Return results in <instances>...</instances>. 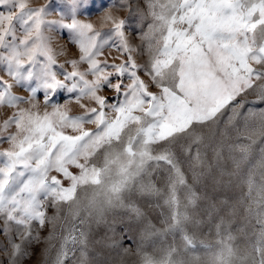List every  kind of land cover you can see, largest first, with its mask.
<instances>
[{
    "label": "snow or ice",
    "instance_id": "snow-or-ice-1",
    "mask_svg": "<svg viewBox=\"0 0 264 264\" xmlns=\"http://www.w3.org/2000/svg\"><path fill=\"white\" fill-rule=\"evenodd\" d=\"M90 2L0 0V264L41 244L36 264H93V225L121 213L145 221L138 264H264V0H119L101 28ZM214 169L237 194L205 213L209 242L197 185ZM154 198L161 228L137 203Z\"/></svg>",
    "mask_w": 264,
    "mask_h": 264
},
{
    "label": "rangeland",
    "instance_id": "rangeland-1",
    "mask_svg": "<svg viewBox=\"0 0 264 264\" xmlns=\"http://www.w3.org/2000/svg\"><path fill=\"white\" fill-rule=\"evenodd\" d=\"M30 2L34 6L43 5L46 0H30ZM119 0H95V3H89V7L87 11H83L81 14V19H89L97 28H101V17L103 16L104 12L108 10L112 5H117ZM64 11L67 14V9L63 8L62 5L59 3H54L53 8L50 9V16L49 19H57L58 14L61 11ZM121 15L123 13H120ZM147 24H144V28L146 29ZM106 31V29H102ZM141 30V23H140V16L139 14L134 15L131 17V23L129 25V34L131 38V42L133 44H140L141 41L139 39V34ZM54 37V47L56 51L59 53L63 49L65 54L59 55L57 57L59 63H64L66 59L73 58L74 54L76 53V48L68 43V33L56 29L52 33ZM70 49V51H69ZM113 55H116L113 52ZM140 62H143V59ZM143 76V73H141ZM26 94V93H25ZM67 99L66 94H61L56 97V101L58 103H63ZM87 102V101H86ZM42 103V101H41ZM72 109L73 114H79L80 109L75 104L69 105ZM10 114L11 110H7ZM4 117L3 111H0V120ZM226 119V117H225ZM87 127H94L88 125ZM223 125H221V128ZM234 137V133L231 134ZM232 141L230 140L229 143ZM7 143L0 144V150L7 148ZM209 158L211 159V153H209ZM223 166L226 167L228 171L232 170L231 162L228 160V150L225 148L223 150V160L221 162ZM214 177L220 179L219 183H214ZM233 181L235 177L231 178ZM230 178L228 176H224L223 178H219L218 172L214 169L211 173L205 175L202 178V181L199 185H197V191L201 196V199L198 201V209L196 210L198 217L205 221L197 230L196 235L197 238H204L211 242L214 237L212 236H203L202 233H206L208 231L209 224L208 216L205 214L208 211H211L212 205H218L219 202L226 198H234L237 194V190L234 186H229ZM137 203L148 213V217L152 220V222L157 226V228L163 227L160 223V212L163 211L167 214L166 207H153L156 204H163L162 200L157 199H138ZM51 214V212H50ZM145 221L136 220H129L127 215L121 213L117 218L116 221L113 223L111 218H109V224L111 225V229L109 230L108 225H100L97 227L93 225L92 227V236L91 240L93 241V252H92V261L93 264H138V258L135 256V248L136 244L139 242L140 239V230L144 226ZM48 228H45L41 236L47 235ZM156 243H159V238H154ZM172 239L171 236L168 237L170 241ZM96 241H101V243H95ZM113 241L119 243V247L110 248L106 247V244H111ZM44 247L43 244L39 245L36 248L37 255L32 259L26 261V264H36V260L39 259V251ZM123 249H129V252L125 254ZM151 251V248L148 249ZM0 258L6 259L0 255Z\"/></svg>",
    "mask_w": 264,
    "mask_h": 264
}]
</instances>
